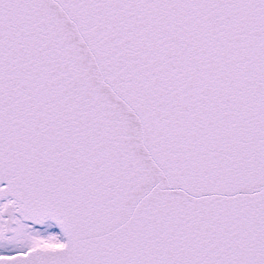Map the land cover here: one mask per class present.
<instances>
[{
  "label": "snow or ice",
  "instance_id": "1",
  "mask_svg": "<svg viewBox=\"0 0 264 264\" xmlns=\"http://www.w3.org/2000/svg\"><path fill=\"white\" fill-rule=\"evenodd\" d=\"M0 264H264V0H0Z\"/></svg>",
  "mask_w": 264,
  "mask_h": 264
}]
</instances>
